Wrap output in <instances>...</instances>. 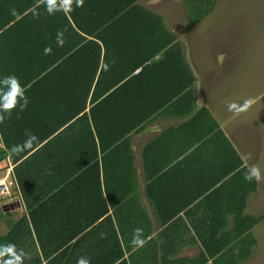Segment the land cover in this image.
Wrapping results in <instances>:
<instances>
[{
	"label": "crops",
	"instance_id": "1",
	"mask_svg": "<svg viewBox=\"0 0 264 264\" xmlns=\"http://www.w3.org/2000/svg\"><path fill=\"white\" fill-rule=\"evenodd\" d=\"M131 1L122 0L160 16L165 33L154 42L166 44L156 50L142 34L121 36L129 43L110 57L99 84L104 88L115 81V93L95 110V120L107 142L128 125L132 129L99 154L97 173L91 166L80 168L90 155L84 123L73 125L65 138L44 144L55 122L47 111L61 110L52 91L47 98L27 97L23 111L17 97L19 103L0 123V150L6 151L0 182L10 192L2 204L0 235L26 219L32 239L20 244L26 253L22 264H229L208 256L205 242H219L233 229L240 210L243 189L235 180L236 155L242 166L258 164L264 170L259 164L261 134L250 127L252 113L244 116L248 120L239 117L250 107L241 111L245 101L251 104L257 96L234 92V52L212 45L206 51L208 64L194 55L190 33L205 17L190 25L186 0ZM25 6L26 0H0V104L9 91L6 77L14 75L27 87L20 69L12 66L20 51L7 48L20 38L4 33L19 21ZM141 58L144 63L137 65ZM128 70L130 75L123 73ZM201 109L200 120H193ZM212 121L218 129L203 136ZM76 170L80 175L67 182ZM260 193L259 182L246 195L242 214H264ZM137 228L147 241L138 248L133 244ZM19 231L24 234L23 228ZM251 255L237 264L253 260Z\"/></svg>",
	"mask_w": 264,
	"mask_h": 264
},
{
	"label": "trees",
	"instance_id": "2",
	"mask_svg": "<svg viewBox=\"0 0 264 264\" xmlns=\"http://www.w3.org/2000/svg\"><path fill=\"white\" fill-rule=\"evenodd\" d=\"M186 1L189 24L193 25L213 11L217 0ZM57 2L59 3V0ZM25 7L27 10L20 14L19 21L9 26L4 33L14 32L20 38L17 42L13 41L10 47L7 45V48L20 51V56L12 66H16L13 68L15 71L20 69L22 82L27 85L24 95L47 98L52 91V96L59 97L60 114L54 109L47 111L55 122L49 129V136L44 135L46 138L43 140L46 141L44 144H49L53 138L52 142L58 138H65L70 134L73 125L82 126L84 123L89 131L90 155L82 163L84 166L80 168L88 169L91 166L97 173L99 154L118 145L122 137L132 129L131 125H128L123 128L121 138H119L121 134H118L108 142L100 135L95 120V110L115 93L112 90L115 81L104 88L99 87L107 71L106 66L110 62V57L115 55L117 50H121L124 44L129 43L121 40V36L128 33L142 34L146 45L151 47L155 43L156 50L163 49L166 42H154L155 38L165 33L161 18L150 11H140L142 9L137 5L122 0H84L82 7H76L73 3L71 12L59 10L53 14L48 13L46 5L41 0H26ZM145 58L139 59L137 65L144 63ZM123 73L130 75L129 70ZM189 81L190 77H188ZM41 86L47 87L41 89ZM190 94L192 95L188 88V95ZM190 110L191 107L188 111ZM202 110L194 114L193 120H200ZM212 122V126L204 131L203 136L208 135L209 131L211 133L218 129L216 123ZM217 132L220 133V130ZM5 156L6 151L0 150V160ZM235 170V180L241 182L243 192L240 210L233 218V229L217 238L219 242L213 246L205 242V252L208 256L219 258L225 263L227 260L229 264H237L251 254L252 246L256 241L250 229L264 218V214L260 216L242 214L245 197L256 189L257 182L243 179L246 167L242 166L237 155ZM80 173L81 170L70 172L66 176L67 182ZM64 177L60 176L58 180L65 182ZM249 184H251L250 188ZM21 228L24 234L19 231ZM211 235L215 238V233ZM207 237L206 234L204 239ZM24 238L32 239V235L26 219L20 218L7 234L0 235V250L14 246L17 255L25 256V250L20 248ZM30 242L33 243V240ZM217 244L219 246L214 248ZM11 259V254L5 252L0 256V264H6Z\"/></svg>",
	"mask_w": 264,
	"mask_h": 264
},
{
	"label": "rangeland",
	"instance_id": "3",
	"mask_svg": "<svg viewBox=\"0 0 264 264\" xmlns=\"http://www.w3.org/2000/svg\"><path fill=\"white\" fill-rule=\"evenodd\" d=\"M192 32H195L194 39H191ZM192 32L191 40L189 39L191 50L197 47L198 53L195 49L194 55H198L204 64L209 63L205 57L206 51L212 48V45L218 50L227 48L228 51L234 52V92L249 91L253 94L252 97L257 96L249 109L239 117L248 120V117L244 116L248 112L252 113L250 127L259 131L260 144L264 148V0H217L213 11L200 21ZM256 110L260 111V115H254ZM259 164L264 166V153ZM260 190L262 212L264 181L260 182ZM7 199L6 195L0 197V217L3 212L2 204ZM3 226L4 222L0 218V233L3 232ZM251 233L256 239L251 255L253 260L250 259L244 264H264V219Z\"/></svg>",
	"mask_w": 264,
	"mask_h": 264
},
{
	"label": "clouds",
	"instance_id": "4",
	"mask_svg": "<svg viewBox=\"0 0 264 264\" xmlns=\"http://www.w3.org/2000/svg\"><path fill=\"white\" fill-rule=\"evenodd\" d=\"M41 2L46 5L48 13L53 14L55 11L59 10L71 12L73 10V3H75L76 7H82L84 0H59V3L57 2V0H41ZM5 79L8 81L9 91L4 98V102L0 104V123H3L6 117L11 115V110L15 108L19 103L17 97H19L20 100L23 101V103L20 104V110L23 111L27 107V97L24 95V89L20 86L18 79L14 75L8 76ZM249 106L250 101H245L244 105L241 108V111L246 110ZM233 107L234 105H229L230 110ZM243 179L248 182L255 181L259 183L264 181V174H262L261 168L258 164L251 165L247 166L246 170L244 171ZM142 236L143 229H135L133 244L137 248L142 247L147 242L142 238ZM5 249L0 250V256H3L5 252L10 253L12 256V259L6 262V264H22V255H17L15 253L14 246H8ZM77 264H83V262L78 260Z\"/></svg>",
	"mask_w": 264,
	"mask_h": 264
},
{
	"label": "built area",
	"instance_id": "5",
	"mask_svg": "<svg viewBox=\"0 0 264 264\" xmlns=\"http://www.w3.org/2000/svg\"><path fill=\"white\" fill-rule=\"evenodd\" d=\"M9 193V188L5 182H0V196Z\"/></svg>",
	"mask_w": 264,
	"mask_h": 264
}]
</instances>
